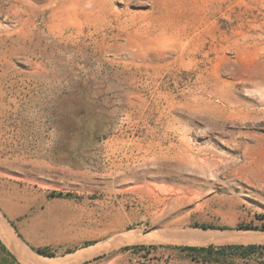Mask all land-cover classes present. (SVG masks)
Wrapping results in <instances>:
<instances>
[{
    "label": "rangeland",
    "instance_id": "rangeland-1",
    "mask_svg": "<svg viewBox=\"0 0 264 264\" xmlns=\"http://www.w3.org/2000/svg\"><path fill=\"white\" fill-rule=\"evenodd\" d=\"M74 1L0 0V99L47 113L33 140L56 144L49 197L89 217L67 229L78 244L29 248L101 243L166 264L170 250L254 245L231 262L264 264V244L232 240L263 225L264 0H110L98 22L93 0L79 16ZM2 233L0 264H19Z\"/></svg>",
    "mask_w": 264,
    "mask_h": 264
},
{
    "label": "crops",
    "instance_id": "crops-1",
    "mask_svg": "<svg viewBox=\"0 0 264 264\" xmlns=\"http://www.w3.org/2000/svg\"><path fill=\"white\" fill-rule=\"evenodd\" d=\"M34 104L30 102L31 107L22 110L14 100L0 99V228L8 240L10 234L16 240L17 252L6 243L11 256L19 264H48L49 260L58 264H130L127 252L108 256L109 250L101 243L53 258L39 256L27 245L29 239L38 247L78 244V233L71 235L67 229L73 224L79 230L89 223L84 205L49 197L50 182L57 169L56 144L52 140L41 144L33 140L41 122L39 116L42 122L48 118L47 113L39 115ZM257 221L264 225V214ZM245 237L251 240L249 243L264 244V231L257 230ZM185 256L175 250L164 253L169 260L166 264H189L191 260Z\"/></svg>",
    "mask_w": 264,
    "mask_h": 264
},
{
    "label": "trees",
    "instance_id": "trees-1",
    "mask_svg": "<svg viewBox=\"0 0 264 264\" xmlns=\"http://www.w3.org/2000/svg\"><path fill=\"white\" fill-rule=\"evenodd\" d=\"M51 197H62L61 194H51ZM261 219V216L259 217ZM195 227L206 229H215L213 226L209 225H195ZM237 230H261L264 231V225L260 227L248 224V225H238ZM2 247V246H1ZM259 246L248 245L245 247L242 246H207V247H185L180 248L181 252L187 254L191 261L201 262L202 264H233L232 259L235 258H247L255 254ZM36 254L53 258L55 257L54 253L50 252V249L44 248H31Z\"/></svg>",
    "mask_w": 264,
    "mask_h": 264
},
{
    "label": "bare ground",
    "instance_id": "bare-ground-1",
    "mask_svg": "<svg viewBox=\"0 0 264 264\" xmlns=\"http://www.w3.org/2000/svg\"><path fill=\"white\" fill-rule=\"evenodd\" d=\"M162 1H165V0H155V2L157 3H160ZM168 1V0H167ZM110 2V0H93V4L94 6L96 7V10H97V17L95 19H92V18H88V20H91L92 22L96 21L98 22L99 20L103 19L104 18V14L106 12V5ZM73 7H75L76 10H74V14L79 16V12H77V8H78V5H79V0H75L73 3H72ZM91 14L89 12H86L84 13V18L86 16H90ZM97 25V24H96ZM98 27V26H96ZM100 27V26H99ZM9 237V241L14 243L15 245V241L14 239L12 238L11 235H8ZM188 240H184L186 243H192V244H201V243H206L207 241L208 242H220L218 239H215L214 237L212 238H209L205 235H201V234H191L190 236L187 237ZM150 239H153L151 236H146V237H143L141 239V241H144V242H148L150 241ZM156 239V238H154ZM7 240V239H6ZM233 241L235 242H249L251 241L248 237H241L240 239L239 238H233L232 239ZM140 241V240H138ZM226 241V240H225ZM153 242V241H152ZM203 245V244H202ZM20 247V246H19ZM19 247L16 248V250H19ZM24 251V250H23ZM21 252V251H20ZM25 252V251H24ZM40 262V261H39ZM49 263L48 264H58L57 262H55L54 260H49L48 261ZM42 264H45V263H42Z\"/></svg>",
    "mask_w": 264,
    "mask_h": 264
},
{
    "label": "built area",
    "instance_id": "built-area-1",
    "mask_svg": "<svg viewBox=\"0 0 264 264\" xmlns=\"http://www.w3.org/2000/svg\"><path fill=\"white\" fill-rule=\"evenodd\" d=\"M134 251V249H131L129 252ZM143 252V251H142Z\"/></svg>",
    "mask_w": 264,
    "mask_h": 264
}]
</instances>
